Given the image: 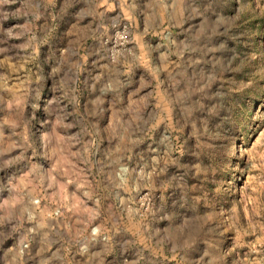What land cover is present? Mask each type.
<instances>
[{"label": "rangeland", "instance_id": "rangeland-1", "mask_svg": "<svg viewBox=\"0 0 264 264\" xmlns=\"http://www.w3.org/2000/svg\"><path fill=\"white\" fill-rule=\"evenodd\" d=\"M0 264H264V0H0Z\"/></svg>", "mask_w": 264, "mask_h": 264}]
</instances>
